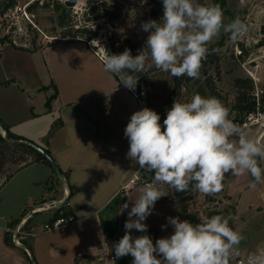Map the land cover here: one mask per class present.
I'll return each mask as SVG.
<instances>
[{"label":"crops","instance_id":"1","mask_svg":"<svg viewBox=\"0 0 264 264\" xmlns=\"http://www.w3.org/2000/svg\"><path fill=\"white\" fill-rule=\"evenodd\" d=\"M0 49V119L11 133L49 149L64 173L61 182L50 166L34 162L4 179L0 264H91L99 253L113 254L137 189L126 196L120 192L138 165L127 158L129 142L124 136L131 115L141 110L137 95L105 72L101 59L80 39L35 51L9 44ZM0 134H7L1 124ZM66 199L63 211L77 217L75 224L30 239L31 251L5 242L6 229L28 209ZM124 203L129 208L121 212ZM44 215L52 217L51 212ZM30 226L39 229L41 224L33 219Z\"/></svg>","mask_w":264,"mask_h":264},{"label":"clouds","instance_id":"2","mask_svg":"<svg viewBox=\"0 0 264 264\" xmlns=\"http://www.w3.org/2000/svg\"><path fill=\"white\" fill-rule=\"evenodd\" d=\"M162 4L159 22L148 20L141 24L149 35L137 55L133 56L130 49L110 54L102 47L104 71L115 74L120 84L131 91H135L139 79L133 74L153 66L177 78L199 79L208 45L221 30L230 34L233 43L248 31L238 17L225 24L219 4L194 0H162ZM229 117V109L219 99L198 93L187 102L174 100L163 124L160 115L148 107L131 115L124 129L129 142L127 158L147 172L154 171L155 182L139 189L127 213L125 234L113 245L117 259L130 255L132 264H238L245 237L230 227V220L236 219L231 214L212 215L199 223L168 217L174 231L155 243L149 235L131 234L133 229L147 232L144 221L153 213L155 203L167 195L159 184L176 192L194 189L205 195L221 192L227 173L236 177L249 175L252 189L264 184V143ZM128 208L124 203L121 212ZM239 264H264V249Z\"/></svg>","mask_w":264,"mask_h":264},{"label":"rangeland","instance_id":"3","mask_svg":"<svg viewBox=\"0 0 264 264\" xmlns=\"http://www.w3.org/2000/svg\"><path fill=\"white\" fill-rule=\"evenodd\" d=\"M56 1L63 3L70 11L71 19L78 23L76 28L83 26L87 0H77L72 7L66 5L69 0H16V6L21 9L11 13V19L3 18L4 16L0 18V36H7L9 40L16 42V46L32 51L49 43L79 39L75 35L64 36V28L59 25V12L55 10ZM117 2L123 7V15L119 20L109 23L102 19L94 23L93 28L97 29L99 34L95 40H90L91 44L88 45L99 53L105 52L106 40L109 37H114L116 40L130 39L135 43L144 42L149 33L141 29L142 22L159 21L163 16L162 0H147V3H142V0H117ZM194 2L219 4L224 13V23L229 24L238 17L247 25V33L233 43L230 34L221 30L210 44L221 42L222 46L209 53L211 56L207 62H202L199 79L185 81L180 89H176L174 76L159 70L147 77L146 83L141 85L140 95L145 100L146 107L160 115L161 124L174 100L187 102L197 93L219 99L229 109V118L238 121L236 104L239 90L235 86L236 79L252 81L253 89L249 95L258 94L260 100H264V0H194ZM36 3L38 4L35 9L29 12L28 7ZM152 8L158 9L159 14L156 18L149 15ZM244 129L264 143V119H261L259 124ZM23 156V149L14 143L8 141L6 144H0V168L4 167L3 172L0 173V186L6 176L18 168ZM261 167H264V162H261ZM143 174L144 181L155 182L154 171L147 172L144 169ZM251 179L247 174L240 177L233 176L226 180L221 192L213 195H205L194 190L192 199L188 202L189 211L202 219L208 217L211 211H227L235 208L237 210L234 219L235 230L245 237L240 245L241 254L254 250L264 241V184L252 189L249 187ZM145 184L143 182L136 186L137 189L131 196L130 202L133 203L138 198L139 189ZM158 186L167 195L161 198L162 204L154 206L153 213L148 217L147 232L141 233L135 229L131 232L133 237L149 235L153 243L173 233L174 229L168 224V217H179L183 221L179 210V199L175 197L174 189L164 184ZM34 221H38L40 225L47 222L48 218L47 215L40 214L35 216ZM163 225L167 227L162 229ZM123 232L119 236L122 237V234H125V231ZM39 236L41 234L35 239ZM29 240L25 239L23 243L30 250ZM112 252L115 255L114 250ZM29 263L32 264V261Z\"/></svg>","mask_w":264,"mask_h":264},{"label":"trees","instance_id":"4","mask_svg":"<svg viewBox=\"0 0 264 264\" xmlns=\"http://www.w3.org/2000/svg\"><path fill=\"white\" fill-rule=\"evenodd\" d=\"M109 3H112L113 5L112 4L110 5ZM37 4L38 3L30 5L28 7V11L31 12L32 10H34L35 6ZM15 6H16V0L1 1L0 2V16L1 17L4 16L11 8H14ZM113 7L115 9H112ZM55 10L57 12H59V25L64 28V32H63L64 36L65 37H73V35H75V36L79 37L80 40L86 42L87 44H89L90 40H92V39L95 40L98 37V34H99L98 30L93 28L94 23L96 21L105 19L107 22L113 23V22L119 20L123 15V7L117 2V0H87V6H86V10L84 12V19H83L84 24L82 27L76 28L78 26V23L75 22L73 19H71L70 11L67 10V8L65 7V5L63 3H61L60 1H56L55 2ZM158 14H159L158 9H154V8H152L150 10V13H149L150 16L155 17V18L158 16ZM145 41L142 43H135L130 39H118V40H116L114 37H109L106 40L107 44H106L105 50L110 54H120L125 49H130L131 54L133 56H135L138 54L139 50L144 48ZM6 44H9L10 46H12L15 49L30 50V49H26L24 47L16 46L15 43H13L12 40H9V37H7V36L6 37L0 36V46H4ZM52 44L53 43H49V44H47V46L52 45ZM221 46H222L221 42H218L214 45L209 44L208 45L209 53H212V51H214L215 49H219ZM40 48H43V47L41 46ZM40 48H37V49H40ZM37 49H34L33 51H35ZM209 53L207 55L206 60H204L203 62H207V60H209V57L211 56V55H209ZM158 71L159 70L153 66V67H150L148 69V71H146V72L133 74V75L139 77L138 84L136 86L138 95H140L141 85L146 83L147 77L155 74ZM115 77L120 82L119 78L116 75H115ZM191 80H192V78H189L187 76H182L179 78L174 77L175 88L180 89L183 86V82L191 81ZM207 85L209 86L208 82H207ZM235 86L239 90V94L237 96V104H236V110L238 111V119L237 120L242 123V122H244V120L246 119V117L249 114L256 112V109H257L256 97L249 95V92L253 89L252 81H246L244 79L239 78V79H236ZM51 101H52V97L49 98L47 101V105L49 108H51ZM0 124L4 127L5 131L7 132V137L10 139L19 141V143L15 144V145L21 147L24 151V156L20 160L18 168L16 170L12 171L9 175H7L6 179L10 178L14 172H16V171L20 170L21 168L28 166L29 164L34 163V162L44 163V164L51 167L49 162L40 153L35 151L29 145L30 143L35 144V145H38V144H36L35 142H33L31 140L25 139L23 137H20V136H17L15 134L11 133L8 126H6L1 119H0ZM61 124H62V122L54 124L53 128L49 132V135L46 138L47 143H48V139L51 138V136L53 135L55 129ZM6 143H8V140L2 134H0V144H6ZM42 148L47 152V154L51 158H53L49 149H47L45 147H42ZM3 168L4 167L0 168V173L3 172ZM63 175H64V173H63ZM232 177H233V175L231 173H227L225 175V179L223 181L224 187H225L226 180H228ZM66 178L68 179L67 176H66ZM47 189L51 190V187H48ZM193 191H194V189H191L187 192L181 193V192H176L174 190V195H175V197H177L179 199V210H180V214H181L182 219L183 220H189L192 223H199L202 221V218L200 216H198L197 214L190 212L189 206H188V202L192 199ZM124 202H126V198H124ZM162 203H163V200L159 199L155 203V205L156 204H162ZM65 214L68 215L71 213L65 212ZM229 214H231L233 217H236L237 216V210L235 208H230L227 211L214 210V211H211L209 213L208 217H211L212 215H225V216H227ZM147 219H146V221H144V223L147 222ZM124 224L125 223L123 222V227H124ZM230 227H232L235 230L234 220H230ZM123 231H125V228ZM156 234L157 233L155 232V235ZM120 238H121V236H119L117 238V240ZM5 242L9 246H15L12 243V241L8 235H6V237H5ZM30 257L32 258V260H34L32 254L30 255ZM132 259L133 258L131 256L128 258H118L114 264H132Z\"/></svg>","mask_w":264,"mask_h":264},{"label":"built area","instance_id":"5","mask_svg":"<svg viewBox=\"0 0 264 264\" xmlns=\"http://www.w3.org/2000/svg\"><path fill=\"white\" fill-rule=\"evenodd\" d=\"M18 9H21V8L17 6H15L14 8H11L4 15L3 18L11 19V13L16 12ZM24 13L26 14V16H28L26 10H24ZM13 24H16V23H13ZM0 26H1V23H0ZM18 28L19 30H21L20 27ZM13 42L16 43L15 41ZM90 44L91 43L89 42V45ZM93 51L102 61V57L105 55V53L104 52L99 53L95 50ZM133 92L137 95L139 99V104H140L141 109L146 107V102L141 95H138L137 89H135V91ZM255 97H256V103H257L256 112L249 114L244 120V122L242 123L240 121H233L234 123L238 124L242 128L255 126L256 124H259V121L261 119H264V100L263 101L260 100L258 94H256ZM143 171L144 169H141L140 166L137 165L134 175L121 186L120 192L122 195H127L131 190H133V188H135L140 183H143V182L149 183V182L144 181ZM63 207H64L63 200L49 201V202L46 201L36 206H33L23 214L22 218L13 227L6 229V234L11 238V241L15 246L24 247L26 249V246L24 245L23 240L32 239L41 233L58 230L62 227L73 225L77 222V217L74 214H68V215L65 214V212L63 211ZM49 212L52 213L51 219L41 224L39 229L36 228V226L28 227L29 223L35 218V216L44 214V213H49ZM259 249H264V241L260 245H258V247H256L254 250L241 254L239 257V261H245L248 255L255 253ZM116 259L117 258L115 257L114 254L99 253L94 259L95 262L91 264H107V263L114 264L116 262ZM239 261H238V264H239Z\"/></svg>","mask_w":264,"mask_h":264},{"label":"water","instance_id":"6","mask_svg":"<svg viewBox=\"0 0 264 264\" xmlns=\"http://www.w3.org/2000/svg\"><path fill=\"white\" fill-rule=\"evenodd\" d=\"M77 0H69L66 2V5L69 7H72L76 4ZM9 142L17 144L19 143V141L17 140H13L7 137V134L4 136ZM35 151H37L38 153H40L51 165L52 169L54 170L57 178L61 181L64 182V177H63V173L60 170V168L57 166V164L55 163V161L53 160V158H51L47 152L39 145H35L30 143L29 144ZM67 202V199L64 201V203Z\"/></svg>","mask_w":264,"mask_h":264}]
</instances>
